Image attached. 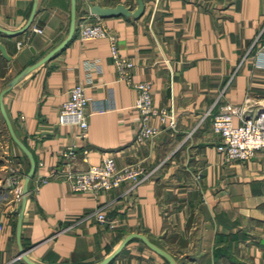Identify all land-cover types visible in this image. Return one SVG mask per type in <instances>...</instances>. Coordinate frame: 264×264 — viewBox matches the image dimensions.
<instances>
[{
  "label": "crops",
  "instance_id": "crops-1",
  "mask_svg": "<svg viewBox=\"0 0 264 264\" xmlns=\"http://www.w3.org/2000/svg\"><path fill=\"white\" fill-rule=\"evenodd\" d=\"M143 1L140 17L117 15L104 22L116 33L120 54L135 63L132 81L152 83L155 106L171 111L176 127L156 121L158 135L136 142V90L120 77L107 39H80L85 13L76 0L69 42L3 96L14 133L36 162L29 188L59 164L60 150L70 144L78 159L86 156L97 164L103 153L114 152L117 166L138 162L148 177L132 190L125 182L98 194L73 192L58 179L42 184L26 197L20 242V204L4 194L0 264H29L19 256L20 247L38 264H99L131 233L145 235L176 264H264V151L228 162L216 150L211 130V114L226 103L264 110V0ZM34 2L25 32L0 31V44L10 56L7 60L0 51V92L68 37L72 0H0V27L22 29ZM97 4H122L131 12L138 7L137 0ZM76 84H84L90 98L86 139L77 124H62L59 117ZM1 121L10 137L0 143L5 192L16 163L29 169L30 161L12 139L0 108ZM100 212L105 222L98 220ZM107 264L170 263L132 238Z\"/></svg>",
  "mask_w": 264,
  "mask_h": 264
},
{
  "label": "built area",
  "instance_id": "built-area-1",
  "mask_svg": "<svg viewBox=\"0 0 264 264\" xmlns=\"http://www.w3.org/2000/svg\"><path fill=\"white\" fill-rule=\"evenodd\" d=\"M97 2L98 0H80L85 14L79 26V37L81 40L105 38L109 41L111 56L120 77L126 79L136 90L134 108L140 117L136 142L143 144L151 141L160 132V126L154 124L156 121L159 124L167 123L168 127L174 129L176 119L167 108L155 106L151 82L132 81L131 73L135 63L120 54L118 37L107 27L104 18L90 11L91 6ZM35 31L41 32L42 30L35 29ZM20 44L19 42L18 46ZM89 101L86 86L76 84L70 89L69 97L62 103L59 112L62 124L75 123L79 126V136L82 139L88 136L87 107ZM211 115V130L218 139L216 150L224 156L226 161H246L255 156L258 151H264L263 109L249 111L243 106L226 103L217 113ZM236 117L239 119L238 124L234 122ZM59 158L60 162L56 167H53L48 174L40 175L34 180L28 194L35 192L42 184L53 179L68 182L73 192L98 194L118 188L125 182L130 184L129 190H132L148 177L145 167L138 162L127 163L122 167L117 166L114 152L103 153L100 162L92 164L86 156L78 159L76 146L70 144L60 150ZM23 170L22 163L17 162L11 176L7 178V181L9 180L7 191L3 192L0 188V201L4 194L6 197L7 193H10L13 196V202L20 204L25 177ZM98 220L106 221L103 212L98 214ZM0 228H3L2 219H0Z\"/></svg>",
  "mask_w": 264,
  "mask_h": 264
},
{
  "label": "water",
  "instance_id": "water-1",
  "mask_svg": "<svg viewBox=\"0 0 264 264\" xmlns=\"http://www.w3.org/2000/svg\"><path fill=\"white\" fill-rule=\"evenodd\" d=\"M137 2H138V7L133 12H131V10L129 8L125 7L122 4H119L115 7H103L101 5L94 4L93 6H91L90 11L92 13H94L95 15H98L102 18L117 16V15L132 16V17L138 18L142 15L145 6H144L143 0H137ZM35 11H36V2H34V6L32 8L30 17H29L26 25L22 29H20L18 31H9V30H6V29L0 27V31H2L4 33H8L10 35L22 34L23 32H25L30 27V25L33 21V17L35 15ZM75 20H76V0H72V16H71V24H70V31H69L68 37L63 42H61L57 47H55L53 50H51L41 60H39V61H37L31 65L26 66L17 76H15L9 82L8 86L0 92V108H1L2 115L6 121L9 133H10L12 139L24 151V153L27 155V157L30 161V167H29V169L26 172L25 177H24L23 190H22V200L20 202L19 211H18L17 238H18L19 242H20L21 224H22L23 214H24V210H25V206H26V197H27L28 192H29V184H30L32 178L34 177L35 172H36V162H35V159L33 157V154L23 144V142L21 140H19V138H17V136L15 135L12 124H11V122H10V120L6 114L5 108H4L3 96L21 78L26 76L29 72H31L32 70H34L35 68H37L41 64L47 62L53 55H55L59 50H61L69 42V40L72 38L74 30H75ZM0 51H1V54L4 58H6L7 60L10 59V56L7 54L6 49H5L4 45H2V44H0ZM132 238H139V239L143 240L150 249H152L154 252L161 255L162 257L166 258L170 264H176L174 258L167 251L156 246L145 235H143L141 233L129 234L125 238V240L122 242V244L119 246V248L113 254H111L109 257H107L105 260L100 262L99 264L109 263L121 251V249L127 244V242ZM24 253H25V251L20 247L19 256L23 257L27 261V263H29V264H38V263L30 261L25 256Z\"/></svg>",
  "mask_w": 264,
  "mask_h": 264
},
{
  "label": "rangeland",
  "instance_id": "rangeland-1",
  "mask_svg": "<svg viewBox=\"0 0 264 264\" xmlns=\"http://www.w3.org/2000/svg\"><path fill=\"white\" fill-rule=\"evenodd\" d=\"M0 129L4 130L1 134H0V143H2L3 141L9 139L10 140V137H9V134H8V131L5 129L4 125H3V122L1 121L0 122ZM23 172H27L28 169L27 168H24L23 167Z\"/></svg>",
  "mask_w": 264,
  "mask_h": 264
}]
</instances>
